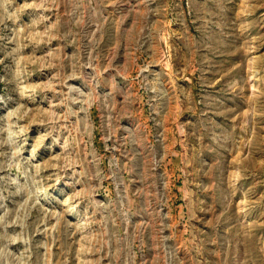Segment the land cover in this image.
I'll use <instances>...</instances> for the list:
<instances>
[{
	"label": "rangeland",
	"instance_id": "obj_1",
	"mask_svg": "<svg viewBox=\"0 0 264 264\" xmlns=\"http://www.w3.org/2000/svg\"><path fill=\"white\" fill-rule=\"evenodd\" d=\"M0 264H264V0H0Z\"/></svg>",
	"mask_w": 264,
	"mask_h": 264
},
{
	"label": "bare ground",
	"instance_id": "obj_2",
	"mask_svg": "<svg viewBox=\"0 0 264 264\" xmlns=\"http://www.w3.org/2000/svg\"><path fill=\"white\" fill-rule=\"evenodd\" d=\"M71 89H72V88H71ZM74 90H75V89H74ZM22 96H23V98H25V99H29V96H30V95H29L28 93H25V94H22ZM24 113H25V112H24ZM68 207H69V206H68ZM70 209H71V208H68L67 211H70ZM71 210H72V209H71ZM81 226H82V224H81ZM82 228H83V227H82Z\"/></svg>",
	"mask_w": 264,
	"mask_h": 264
}]
</instances>
